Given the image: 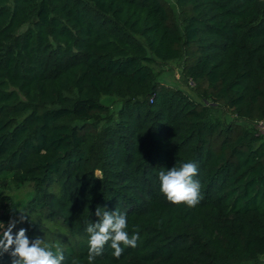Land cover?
I'll list each match as a JSON object with an SVG mask.
<instances>
[{"label":"trees","instance_id":"1","mask_svg":"<svg viewBox=\"0 0 264 264\" xmlns=\"http://www.w3.org/2000/svg\"><path fill=\"white\" fill-rule=\"evenodd\" d=\"M174 2L0 0V222L4 189L29 184L13 234L59 245L63 264H89L97 207L139 239L91 264H264V0ZM177 59L196 98L151 68ZM185 162L195 207L160 191Z\"/></svg>","mask_w":264,"mask_h":264},{"label":"clouds","instance_id":"2","mask_svg":"<svg viewBox=\"0 0 264 264\" xmlns=\"http://www.w3.org/2000/svg\"><path fill=\"white\" fill-rule=\"evenodd\" d=\"M197 174V167L192 162L182 163L179 167H171L158 173L160 191L173 204H186L195 207L200 196V183L193 177ZM19 220L26 219V209L18 208ZM95 215L98 219L87 226L88 261L91 264L103 252L104 246L110 242L112 255L119 258L124 247L135 248L139 239L138 232L129 236L126 214L108 211L97 207ZM18 221L10 219L7 225L0 222V255L7 253L12 259L11 264H63L64 254L59 245L45 242L36 238L29 240L26 229L20 228L13 234V228ZM122 245L124 247H122Z\"/></svg>","mask_w":264,"mask_h":264},{"label":"rangeland","instance_id":"3","mask_svg":"<svg viewBox=\"0 0 264 264\" xmlns=\"http://www.w3.org/2000/svg\"><path fill=\"white\" fill-rule=\"evenodd\" d=\"M168 4L172 7L174 13L176 14V7L174 0H166ZM181 67V60H171L167 62H154L151 65L153 72L157 76V78L161 79L162 81L176 87H180L182 89H186L188 93L196 98L193 94L192 90H190V83L189 81L183 77L180 72ZM101 101L108 105L109 110L114 111L118 106L120 100L118 97L114 95H102L100 97ZM214 111L219 116L224 117L225 119H229L230 115L227 112H222L220 107H215ZM4 192L8 194L12 201V206L9 209V218L8 220L4 221V224H7L10 219L18 220L20 216V212L17 210L18 208L26 209V203L29 199L32 190L31 186L27 183H24L21 186H15L10 184L8 188L4 189ZM27 215V212L24 213ZM259 260H264V256H260Z\"/></svg>","mask_w":264,"mask_h":264},{"label":"built area","instance_id":"4","mask_svg":"<svg viewBox=\"0 0 264 264\" xmlns=\"http://www.w3.org/2000/svg\"><path fill=\"white\" fill-rule=\"evenodd\" d=\"M190 84H192V82L190 80H188ZM255 126L258 129V131H260L261 133L264 134V118H260L257 119L255 121Z\"/></svg>","mask_w":264,"mask_h":264}]
</instances>
